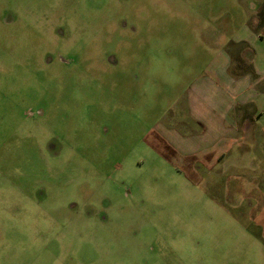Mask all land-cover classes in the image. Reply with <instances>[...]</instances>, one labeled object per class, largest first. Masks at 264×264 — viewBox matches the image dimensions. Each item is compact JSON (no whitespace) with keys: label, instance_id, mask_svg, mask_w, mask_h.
I'll return each instance as SVG.
<instances>
[{"label":"rangeland","instance_id":"rangeland-1","mask_svg":"<svg viewBox=\"0 0 264 264\" xmlns=\"http://www.w3.org/2000/svg\"><path fill=\"white\" fill-rule=\"evenodd\" d=\"M240 48L264 96V0H0V264H264V113L175 137Z\"/></svg>","mask_w":264,"mask_h":264},{"label":"crops","instance_id":"crops-1","mask_svg":"<svg viewBox=\"0 0 264 264\" xmlns=\"http://www.w3.org/2000/svg\"><path fill=\"white\" fill-rule=\"evenodd\" d=\"M258 23V20L255 21V24ZM241 43L242 42L239 41L236 45L243 47ZM225 56L227 63L224 64L225 69L223 70L222 76L228 79V84L230 86L249 90V94L246 95V93H244L246 92L245 90L241 92L238 97H227V95H225L226 86L218 83L220 81L209 82L207 79V86H212L213 89L220 90L225 95V98H219L218 100L208 97L198 99L199 101L201 100L199 103L206 105V110L198 111L196 114L193 113L191 120L196 123L200 130L191 134H177L175 132L176 139L180 143H185L186 147H189L185 148L188 152L182 155L192 157L196 154L206 152V154L214 156V161L217 164H220L223 159L226 158L230 151L228 149H231V146L228 144L229 146L227 149H217L216 151V147L226 139L232 140L239 135L243 136L244 139L247 137V140L251 141V143H255L259 132L263 131V128L259 127L258 123L264 113V96H262L263 94L258 95L257 92H254V89H256L254 78L257 82H260V79L263 77L262 73L259 72L255 66L248 72L242 70L244 64L249 62V59L242 53L241 48L238 51L234 49L233 52H226V54H224V57ZM235 60H237L238 63ZM235 64L238 65L240 71L237 70V72H233L232 70L231 72ZM250 92L254 95L250 94ZM223 104L224 106L220 108ZM211 128L216 131V135L214 133H209ZM208 134H214V140L209 145L205 142L206 138L210 136ZM193 144L196 145L192 146ZM195 146L197 148H195ZM192 148L195 149L192 150Z\"/></svg>","mask_w":264,"mask_h":264}]
</instances>
